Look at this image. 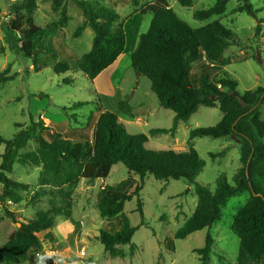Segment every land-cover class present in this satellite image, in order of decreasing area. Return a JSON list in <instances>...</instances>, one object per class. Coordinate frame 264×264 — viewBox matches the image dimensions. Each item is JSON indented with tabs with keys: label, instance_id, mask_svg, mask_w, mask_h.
Returning <instances> with one entry per match:
<instances>
[{
	"label": "rangeland",
	"instance_id": "obj_1",
	"mask_svg": "<svg viewBox=\"0 0 264 264\" xmlns=\"http://www.w3.org/2000/svg\"><path fill=\"white\" fill-rule=\"evenodd\" d=\"M21 0H0V72L13 75V79L0 84V137L11 139L19 130L29 127L30 117L41 121L48 130H38L48 138V133L59 132L72 141L90 138L94 120L89 121L97 105L102 109L115 111L117 99L107 91H96L84 73L78 69L81 55L91 48L93 32L90 27L74 35L82 24V10L74 0H35L33 13L35 24L45 28L36 41L33 56L28 58L18 49V34H6L2 21L13 16L10 7ZM114 8L119 14L118 24L126 33V50L119 64L112 71L114 82L121 86L120 93L132 109V116L118 113L120 121L130 133L148 135L145 146L150 149L184 150L188 147V132L197 126H210L217 123L222 112L218 106H199L186 122H179L173 134L149 135L150 128H169L174 113L160 106L158 98L150 88V80L137 75L130 64V49L140 33L147 30L151 13L141 9L152 0H89ZM216 0H193L190 6H182L177 0H167L178 16L191 27L206 23L194 18L196 10L212 6ZM254 13L236 11L243 0H227L224 13L218 18L237 36V41L227 47L221 62L209 64L204 58L191 64L193 77L198 80L201 73H209L210 81L217 83L222 72L226 71L236 81V90L264 86V22L261 33L255 36V26L264 19V0H248ZM114 3L116 6L110 4ZM65 5L68 19L60 22L62 6ZM67 62L70 70L55 73L52 65ZM107 68V67H106ZM105 68V69H106ZM103 71V70H102ZM101 71V72H102ZM71 76L73 82L64 83L63 78ZM108 82L100 77L99 84ZM136 89V91H133ZM111 96V97H110ZM120 99V100H121ZM78 101L86 103L77 107ZM260 117L264 120V103L259 106ZM205 165L196 181L211 190L218 176L225 175L228 182L241 166L239 160L240 141L235 136L212 138L197 136L190 140ZM37 146L31 139L20 153ZM5 143H0V163ZM224 150L222 155L211 158L210 152ZM41 166L14 163L8 177L12 181L25 184L18 187L20 199L17 202L6 200L9 210L16 218L26 221L38 211H57L54 226L38 233L40 245L20 256L17 263L0 264H201L196 248L205 244L210 234L211 251L209 264H238L239 238L232 231V222L238 210L250 199L249 191H242L230 197L222 209V217L210 227L194 231L184 238H174V233L193 213L197 197L193 186L185 179L158 180L146 174L140 176L130 171L124 164L112 165L106 178L91 181L80 179L70 189L68 196L63 188L42 185L39 182ZM127 181V182H126ZM141 189L127 200L123 211L110 218L101 217L98 202L104 187L132 192L137 185ZM2 184L0 183V193ZM140 200L142 215L138 210ZM0 243L6 226L15 222L4 215L0 208ZM137 226L131 243L122 245L124 256L112 257L97 239L102 230L113 232L121 228L123 222Z\"/></svg>",
	"mask_w": 264,
	"mask_h": 264
},
{
	"label": "trees",
	"instance_id": "obj_2",
	"mask_svg": "<svg viewBox=\"0 0 264 264\" xmlns=\"http://www.w3.org/2000/svg\"><path fill=\"white\" fill-rule=\"evenodd\" d=\"M58 1L55 0L56 3ZM74 1L84 16L74 35H78L85 26H89L94 33L91 48L78 60V69L92 80L124 51L126 33L118 24L119 14L113 8L89 0ZM177 1L182 6H190L193 0ZM226 1L216 0L212 6L194 11V18L206 21L199 27L189 26L167 0H152L141 9L142 13L150 12L152 16L147 30L140 33L130 53V64L137 75L146 76L150 80V88L160 106L174 113L169 128H150L149 135L173 134L178 123L186 122L202 105H217L222 112L221 119L214 125L197 126L189 130L186 149L147 148L145 143L148 135L128 132L118 117L120 112L129 116L133 114L130 104L123 99L117 102L115 111L96 106L88 119L94 120L90 138L72 141L59 132H50L46 138L38 130H48V127L41 121L33 120L32 116L29 127L19 130L11 139L0 137V143H5L0 163V208L5 216L15 222V225H8L4 229L0 243V262L17 263L28 250L38 248V233L54 226L57 213L41 210L33 218L21 221L9 210L6 200L17 202L20 199L17 188L26 186L8 177L14 163L41 166L40 184L59 188L65 186L62 192L68 196L70 189L80 179L91 181L106 178L112 165L121 162L130 171L137 173L141 180L150 174L158 180L182 178L193 186L197 197L195 209L177 228L174 238H184L194 231L210 227L221 219L222 209L230 197L249 191V201L238 210L231 226L239 238L237 263L264 264V120L259 112L260 104L264 103V86L239 93L236 81L226 71L222 72L217 83L210 81L209 73H201L196 80L191 72V64L201 58L209 64L220 63L223 51L237 41L236 34L230 28L218 18L213 19L224 13ZM36 7L35 0L15 2L10 7L13 16L1 22L7 35H19L18 49L28 58L33 56L36 41L45 31V28L34 22ZM236 11L255 12L248 0H243ZM67 19L63 5L59 21L63 23ZM263 22L264 19H259L255 26V36L261 33ZM261 60L264 63V51ZM52 69L55 73H65L70 70V66L67 62H58L52 65ZM13 77L4 71L0 72V84ZM62 81L71 83L73 78L67 76ZM85 103L78 101L72 106ZM197 136H235L239 139L241 166L233 175L232 183L226 180L224 174L217 177L213 190L196 181L205 165L196 148L190 144V140ZM31 139L35 140L37 146L20 153V149ZM223 153L224 150L210 152L209 155L215 158ZM140 189L141 184L132 192L104 187L98 202L100 216L110 218L120 214L125 202ZM137 204L142 215L139 199ZM136 230L137 226L124 221L118 230L100 231L97 239L110 256L122 257L124 250L121 246L131 243ZM211 241L210 234H207L205 244L195 249L201 264H209Z\"/></svg>",
	"mask_w": 264,
	"mask_h": 264
},
{
	"label": "crops",
	"instance_id": "obj_3",
	"mask_svg": "<svg viewBox=\"0 0 264 264\" xmlns=\"http://www.w3.org/2000/svg\"><path fill=\"white\" fill-rule=\"evenodd\" d=\"M110 4L116 6L114 3L112 2H109ZM114 9V8H113ZM116 11V10H115ZM86 27H89V26H85L84 27V30L86 29ZM92 30V29H91ZM93 32V31H92ZM94 35V33H93ZM93 38V37H92ZM138 41V39H137ZM137 41L136 43L134 44L133 48H131L129 51L131 53V51L134 49V47L136 46L137 44ZM125 50H126V45H125V49L122 53H120L117 58L106 68L104 69L102 72H100L94 79L92 82V85L96 88V91H107L109 93V95L111 94L112 95V99L113 98H116L117 96H119L120 98L117 99V101H119L121 99V97H123L124 95L122 93H120V89H121V86L117 84V82H114L113 80V76H112V71L116 68V66L119 64V60L122 58L123 54H125ZM132 67V66H131ZM107 77V80L108 82L104 83L103 84H99L100 82V77ZM133 91H136V89H134ZM222 117V116H221ZM221 119V118H220ZM229 137V136H228Z\"/></svg>",
	"mask_w": 264,
	"mask_h": 264
},
{
	"label": "built area",
	"instance_id": "obj_4",
	"mask_svg": "<svg viewBox=\"0 0 264 264\" xmlns=\"http://www.w3.org/2000/svg\"><path fill=\"white\" fill-rule=\"evenodd\" d=\"M218 87H220V84H218Z\"/></svg>",
	"mask_w": 264,
	"mask_h": 264
},
{
	"label": "water",
	"instance_id": "obj_5",
	"mask_svg": "<svg viewBox=\"0 0 264 264\" xmlns=\"http://www.w3.org/2000/svg\"><path fill=\"white\" fill-rule=\"evenodd\" d=\"M17 225H19V223H17Z\"/></svg>",
	"mask_w": 264,
	"mask_h": 264
}]
</instances>
